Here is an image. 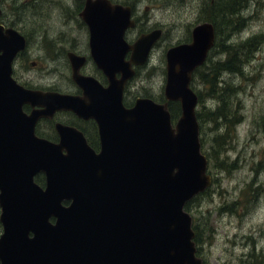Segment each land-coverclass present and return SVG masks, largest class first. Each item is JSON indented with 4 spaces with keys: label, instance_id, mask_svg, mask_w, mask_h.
<instances>
[{
    "label": "water",
    "instance_id": "obj_1",
    "mask_svg": "<svg viewBox=\"0 0 264 264\" xmlns=\"http://www.w3.org/2000/svg\"><path fill=\"white\" fill-rule=\"evenodd\" d=\"M79 14L90 55L107 78L104 84L82 73L86 56L69 50L81 94L19 82L14 60L27 39L0 22V264H201L185 203L210 185L211 175L190 82L214 44L215 26L200 21L190 41L166 50V101L137 96L126 105L127 80L162 28L129 41L131 6L111 0H85ZM168 100L180 101L175 121ZM58 109L94 118L99 149L61 122L59 140L37 134V120ZM39 172L44 184L35 179Z\"/></svg>",
    "mask_w": 264,
    "mask_h": 264
},
{
    "label": "rangeland",
    "instance_id": "obj_2",
    "mask_svg": "<svg viewBox=\"0 0 264 264\" xmlns=\"http://www.w3.org/2000/svg\"><path fill=\"white\" fill-rule=\"evenodd\" d=\"M83 1L1 0L0 22L16 27L27 38L26 48L14 60L13 74L19 82L73 91L76 86L70 75L68 50L87 55L85 72L104 80L90 55L88 27L79 14ZM116 1L134 8L136 25L126 31L129 41L142 32L162 28L148 61L127 80L123 101L131 105L137 96H150L162 102L166 50L190 39L192 27L199 21H211L207 18L214 13L211 0ZM240 12L239 30L232 32L226 24L221 27L206 66L193 72L190 82L201 95L196 104V111L204 117L198 120L201 151L206 154L212 177L207 190L186 208L202 238L203 254L199 255L203 264H264V0H252ZM227 42L235 43L243 57L249 53V59L241 63L242 72L220 71L218 80L223 90L220 99L212 101L210 83L203 82V74L216 61L228 58L229 50L224 49ZM221 102L228 123L232 121V134L223 139L219 149L221 139L216 133H223L226 122L215 125L208 119L207 108ZM49 127L44 120L36 132L49 138ZM43 178L39 173L37 180L43 183Z\"/></svg>",
    "mask_w": 264,
    "mask_h": 264
},
{
    "label": "trees",
    "instance_id": "obj_3",
    "mask_svg": "<svg viewBox=\"0 0 264 264\" xmlns=\"http://www.w3.org/2000/svg\"><path fill=\"white\" fill-rule=\"evenodd\" d=\"M250 1H252V0H213L212 7H214V13L212 16H208L207 18H210L211 22H213V24L215 26V33H216L215 41L220 34L221 27L225 26V24H226V26L229 25L228 26L229 30H232V32L239 30V23L241 22V19H242V15H240V13H241L240 11ZM187 40H184V41H187ZM236 47H237V45L235 43L229 44L227 42L225 44L224 49L229 50L228 51L229 52L228 58H226L222 61H220V60L216 61L215 66H209L208 65L209 66L208 70L204 71L202 79H203L204 83H206V82L210 83L209 95L212 96V98H211L212 101H215L216 98L220 99L219 98L220 91L223 90L222 87L220 86V81L218 80V75H219L220 71L227 70L229 72H242L241 63L243 61L249 59V53L246 52L245 56L243 57L240 52L236 51ZM209 58H210V56H208L206 58V60L201 65L197 66L194 70V73L197 70L201 69L202 67H205L206 62L208 61ZM136 72H137V68H136ZM227 88H230V86H227L226 89ZM233 90H234V87L232 88V91ZM198 97H199V99H201V95L199 92H198ZM164 100H165V98H164ZM221 103L217 104L215 106V108H213V109H210L211 106H209L210 104H208V108H207L208 114H209L208 119L214 121L215 125L217 124V122H219V123H225L226 122V127H225V130L223 131V133H218V134L216 133V138H218L217 135H219L220 139H221V145H220L219 149H221V147H223V144H224L223 139H225L226 136H229L232 134V124H231L232 121H230V123H228L225 112H223L221 110L222 105L224 106V103H222V104ZM204 107H205V105L203 104V109H204ZM168 108L170 110L172 118L175 120L180 115V112H181L179 100H168ZM196 115H197L198 120L200 119V122L204 119V117H202V115L200 113V110L198 112L196 111ZM93 143H95V142H93ZM37 176H36V180H37ZM38 181H40V180H38ZM42 181L44 183V178ZM196 197H197V195L194 196L192 199H194ZM192 199L188 200L185 203L186 208L188 207V205L190 204ZM0 226H1V222H0ZM195 226H196L195 223H193V228L196 232L195 236H194V240L196 242V247H197L196 252L199 255V253L203 254L202 253V244H201L202 238L199 235V231L196 229ZM202 264H203V262H202Z\"/></svg>",
    "mask_w": 264,
    "mask_h": 264
},
{
    "label": "flooded vegetation",
    "instance_id": "obj_4",
    "mask_svg": "<svg viewBox=\"0 0 264 264\" xmlns=\"http://www.w3.org/2000/svg\"><path fill=\"white\" fill-rule=\"evenodd\" d=\"M113 2H117L116 0H111ZM84 2L85 0L83 1V5H84ZM121 3V2H120ZM123 4H127V3H123ZM211 4H212V0H211ZM130 5V4H129ZM131 6V10H132V17L135 19L136 21V18L134 17V8H133V5H130ZM83 7V6H82ZM80 12V11H79ZM81 16V15H80ZM82 18V17H81ZM204 21V20H202ZM200 22V21H199ZM86 23V22H85ZM87 25V23H86ZM136 25V23H135ZM134 25V26H135ZM88 27V25H87ZM127 31V30H126ZM89 32V30H88ZM190 40V39H188ZM211 50V49H210ZM210 50L208 52V55L210 54ZM69 51V50H68ZM67 51V52H68ZM74 51V50H72ZM67 52H66V55H67ZM75 52V51H74ZM77 53V52H76ZM86 56V60H85V63L87 62V55ZM68 58V56H67ZM68 61H69V58H68ZM70 62V61H69ZM85 63L81 66L80 68V71L82 73H85V74H92V73H87L85 72L86 70H84L83 66L85 65ZM71 67V65H70ZM104 74V73H103ZM71 75V73H70ZM93 75V74H92ZM95 76V75H94ZM102 83L106 84L107 82V78L104 76V80L97 77ZM72 79V77H71ZM72 81L75 83V86L76 88L73 90V91H70V90H60V89H53V90H59V91H62V92H71V93H76V94H81L82 93V90L81 88L76 84V82L72 79ZM29 107V105H25V108L27 109ZM46 121L48 122L51 127L50 128V131H48V136L50 139L52 140H59V134L55 128V123L56 122H61V123H64V124H68V125H72L74 127H76L78 130L82 131L83 134L85 135L88 143L94 147L96 150L99 149L100 147V133H99V127H98V124L96 122V120L92 117H88V118H85V117H82V116H79L77 115L74 111L72 110H68V109H58L56 110L53 115L51 117H41L37 123H36V129L37 127L43 122V121ZM95 142V143H93ZM68 202V201H67Z\"/></svg>",
    "mask_w": 264,
    "mask_h": 264
}]
</instances>
